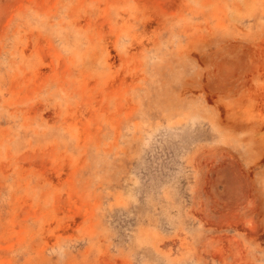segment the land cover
Returning a JSON list of instances; mask_svg holds the SVG:
<instances>
[{
    "label": "rangeland",
    "instance_id": "1",
    "mask_svg": "<svg viewBox=\"0 0 264 264\" xmlns=\"http://www.w3.org/2000/svg\"><path fill=\"white\" fill-rule=\"evenodd\" d=\"M0 264H264V0H0Z\"/></svg>",
    "mask_w": 264,
    "mask_h": 264
}]
</instances>
